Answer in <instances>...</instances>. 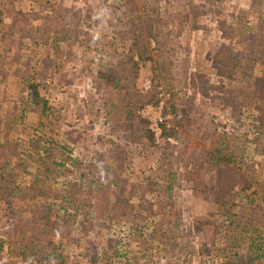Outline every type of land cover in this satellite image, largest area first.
Listing matches in <instances>:
<instances>
[{"label":"rangeland","instance_id":"obj_1","mask_svg":"<svg viewBox=\"0 0 264 264\" xmlns=\"http://www.w3.org/2000/svg\"><path fill=\"white\" fill-rule=\"evenodd\" d=\"M146 2L149 20L160 18L147 36L152 60L126 73L121 98L97 72L121 74L116 62L132 41L118 31L146 21ZM79 17L69 29L75 46L59 51L65 63L46 60L33 74L26 67L31 93L8 92L11 105L0 111V264H42L50 254L45 263L227 264L226 205L213 197L219 169L209 165L194 183L185 175L223 130L242 131L231 200L247 217L259 208L264 222V150L256 149L264 144V0H66L51 20L62 24L59 41L63 24ZM112 98L144 101L137 119L121 116L132 104L115 111ZM159 102L167 119L157 140L138 111ZM65 193L70 201L58 198ZM44 204L60 215L47 221L37 211Z\"/></svg>","mask_w":264,"mask_h":264},{"label":"trees","instance_id":"obj_2","mask_svg":"<svg viewBox=\"0 0 264 264\" xmlns=\"http://www.w3.org/2000/svg\"><path fill=\"white\" fill-rule=\"evenodd\" d=\"M145 10H146V21L144 23H139V21H135L133 22L132 20L129 21L127 28L123 29L121 31H118V34H120L121 36H123V39H130L132 41V49L131 47H129V49L131 50L130 55L128 56L126 61H123V59L119 58V60L116 62V64H119L121 66V68H123V70L121 71L120 75H116L115 73H113L110 69V71H102L99 70L97 72V79L98 81H100V79H104L103 81V85H111L110 87L112 89H116L119 94H123L121 98H123V96H125L124 93H122L120 91V89L122 90L123 88H125V81L123 80H128L129 79V75H127L126 73L129 72L131 69L132 70H137L139 68V64L138 61L144 63L146 61H151L152 60V56L150 53V49H151V44L150 42L147 40V36H153V32H155L157 30V24L160 21V18L156 15L155 19H151L149 20L148 18V5L147 2L145 3ZM1 14V12H0ZM54 18V17H53ZM81 17H79L77 20L76 19H71L69 21H73V22H68L66 21L63 25L66 26V31L63 32V36L62 39H67V36L71 37V33L69 32V29L74 28V26H79V19ZM82 19V18H81ZM98 20V19H97ZM149 20V21H148ZM0 21H2V19L0 18ZM23 21V19H22ZM151 21V22H150ZM27 23H23L25 30L27 31ZM52 21H48L47 23H45L44 25H46V31L54 28L56 34L59 33V27L62 26L61 22H57L55 24H53L52 26ZM49 25V26H48ZM13 23L11 22L9 24V27H12ZM48 29V30H47ZM25 31V35L26 34ZM62 31V30H61ZM76 34V33H75ZM60 36V33L57 35V37ZM72 39H75V35L72 32ZM79 39V38H78ZM84 39V38H81ZM126 41V40H125ZM136 53V54H135ZM134 55H136V60L135 58L133 59ZM129 62H130V66H129ZM130 67V68H129ZM121 76V77H120ZM118 94V95H119ZM143 95V93H142ZM113 102L111 103V106H114L115 111L116 109H120V105H122L123 107L126 106L127 103H129L131 105V108H124V109H120V113L121 116H123V118H129L131 119V117H135L137 119L138 115L136 114V111L140 105H142V103L144 101H141V99L139 100H130L129 98H126V100L124 101V99H120V102H118V100H114V98H112ZM152 99V98H150ZM148 99V100H150ZM49 111H47L48 113ZM44 112H41V114H43ZM49 115V113H48ZM120 116V115H119ZM128 119V120H129ZM141 119V118H140ZM146 126V124H145ZM144 130H146V128H144ZM236 130V129H235ZM235 130L233 132H235ZM262 129H259V126L256 127V131L257 133L261 134ZM226 130H223V135L221 136L219 139L211 141L210 143V147L207 148H202L201 151V157H204L203 161H201V163L197 166L191 167L190 170L187 171L186 173V177L189 178L191 181L193 180L196 181V179L200 178L201 175V171L204 168H209L210 166H217L218 167V174H217V191L214 197V201L216 203H220V205L222 207L225 206V209L223 211L220 212L221 217L223 218V222L222 224H224V234L220 235V241L222 242V244H224L223 241L226 240L227 246L229 245V249H231V254L228 259L226 260L227 264H264V222H262V224L260 223V218H258L259 216V208L256 209V211H253V213L251 212L250 215H248V217L244 214V212H238L234 210V202H232L231 198L234 197V195L232 194V186L234 185V183L236 182L233 178H234V173H233V168L235 166V168H238L240 166V161L243 159V153H239L237 152V150H239L238 147H236V144L242 143L243 141H245L246 139V135L238 130V132L236 134L233 135H226L225 134ZM258 134V135H259ZM257 135V138H260ZM232 138L233 141V145L231 146L229 144V142H226V139ZM236 143V144H235ZM261 143V142H260ZM260 143L257 144L258 146H256V149H260L261 151L264 150V144L262 142V145L260 146ZM236 145V146H235ZM263 149V150H262ZM69 158V157H68ZM206 161H208V164L206 165ZM5 162V161H4ZM233 179V181H232ZM171 180V179H170ZM195 187V186H194ZM249 187V185L247 184L246 186L241 185V187L239 188V193H242L245 195L246 189ZM168 188H171V184L168 185ZM46 189H48V186H43L41 188V190L39 191L40 194H46ZM25 195L26 192L24 193ZM71 194V195H70ZM230 197H228V195H230ZM237 194V193H236ZM56 195V194H55ZM57 196V195H56ZM72 196V193H68V195L66 196V193L61 196L58 197L62 200H66V201H70ZM218 201V202H217ZM89 202V201H88ZM117 202L119 203L120 201L117 200ZM75 209H73V211L79 212V208L77 210V204H75L74 206ZM119 206L116 208L118 209ZM262 209V207H261ZM258 210V211H257ZM37 211H42L43 215L42 217H46L47 221L49 219V215L50 214H55V215H60V213L58 212V210H55L51 205L49 204H44L41 207L38 208ZM65 212V211H64ZM59 213V214H58ZM262 215H264V212L262 213ZM261 215V218H262ZM256 216V217H255ZM260 223V225H258ZM244 235V237H243ZM249 238V244L248 247L249 249L242 252L240 251V247L241 245H243L241 243V240L243 238ZM212 240H211V245H212ZM221 244V245H222ZM226 246H220L217 247L218 250L220 251H225ZM209 250H207L208 252Z\"/></svg>","mask_w":264,"mask_h":264},{"label":"crops","instance_id":"obj_3","mask_svg":"<svg viewBox=\"0 0 264 264\" xmlns=\"http://www.w3.org/2000/svg\"><path fill=\"white\" fill-rule=\"evenodd\" d=\"M65 2L66 0H0V18L2 19L0 21V100H3L0 102V111H3L2 107L9 109L11 105L12 98L8 92L18 89L21 96L31 93L27 90L28 86L25 83L32 80L34 75H24L26 67L33 74L36 72V67L46 60H51L53 66H57L68 59L69 55L64 57H58V55L62 48L68 51L67 44L75 46L72 43V32L71 37L65 39L67 41H63L62 37L59 41L57 37L59 33L56 34L54 28L46 31V25H44L53 19L55 8ZM45 3L50 5L48 11L43 10L42 4ZM22 14L30 18L27 22V31L23 25ZM11 22L13 26L9 27ZM25 31L28 35H25ZM38 50L41 54L39 53L36 57ZM43 52L45 54H42ZM47 54L48 57L44 58ZM51 256L54 257L52 254L46 257L40 256L39 260L43 261L42 264H51L50 262L45 263L46 259L49 261L52 259Z\"/></svg>","mask_w":264,"mask_h":264},{"label":"built area","instance_id":"obj_4","mask_svg":"<svg viewBox=\"0 0 264 264\" xmlns=\"http://www.w3.org/2000/svg\"><path fill=\"white\" fill-rule=\"evenodd\" d=\"M161 102L158 104H145L141 107V109L138 111L142 116L147 118V125L149 131L153 134L155 139H159L162 135L163 129H164V123L167 119V116H163L160 113H156V108H160ZM172 141V139L168 138Z\"/></svg>","mask_w":264,"mask_h":264}]
</instances>
